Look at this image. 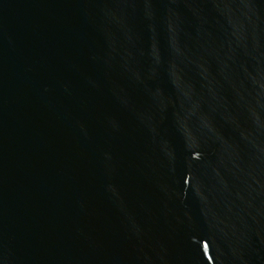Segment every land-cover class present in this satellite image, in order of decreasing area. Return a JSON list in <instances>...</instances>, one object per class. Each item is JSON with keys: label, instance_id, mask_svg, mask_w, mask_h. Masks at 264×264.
<instances>
[{"label": "water", "instance_id": "95a60500", "mask_svg": "<svg viewBox=\"0 0 264 264\" xmlns=\"http://www.w3.org/2000/svg\"><path fill=\"white\" fill-rule=\"evenodd\" d=\"M0 264H264V0H0Z\"/></svg>", "mask_w": 264, "mask_h": 264}]
</instances>
